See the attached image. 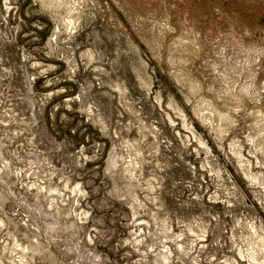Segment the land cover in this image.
<instances>
[{"label": "rangeland", "instance_id": "rangeland-1", "mask_svg": "<svg viewBox=\"0 0 264 264\" xmlns=\"http://www.w3.org/2000/svg\"><path fill=\"white\" fill-rule=\"evenodd\" d=\"M263 245L264 0H0V264Z\"/></svg>", "mask_w": 264, "mask_h": 264}, {"label": "bare ground", "instance_id": "bare-ground-1", "mask_svg": "<svg viewBox=\"0 0 264 264\" xmlns=\"http://www.w3.org/2000/svg\"><path fill=\"white\" fill-rule=\"evenodd\" d=\"M252 179V178H251ZM264 246V245H263ZM256 263H258L257 261H256Z\"/></svg>", "mask_w": 264, "mask_h": 264}]
</instances>
